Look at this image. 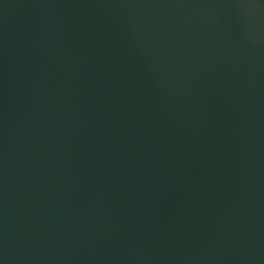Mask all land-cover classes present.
Segmentation results:
<instances>
[{"label": "water", "instance_id": "1", "mask_svg": "<svg viewBox=\"0 0 264 264\" xmlns=\"http://www.w3.org/2000/svg\"><path fill=\"white\" fill-rule=\"evenodd\" d=\"M0 264H264V0H0Z\"/></svg>", "mask_w": 264, "mask_h": 264}]
</instances>
